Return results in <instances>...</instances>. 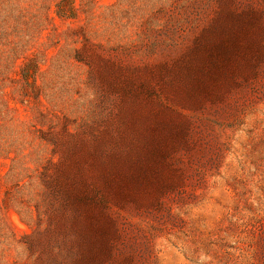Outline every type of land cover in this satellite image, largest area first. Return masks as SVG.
Segmentation results:
<instances>
[{"label": "rangeland", "instance_id": "rangeland-1", "mask_svg": "<svg viewBox=\"0 0 264 264\" xmlns=\"http://www.w3.org/2000/svg\"><path fill=\"white\" fill-rule=\"evenodd\" d=\"M0 264H264V0H0Z\"/></svg>", "mask_w": 264, "mask_h": 264}, {"label": "trees", "instance_id": "trees-1", "mask_svg": "<svg viewBox=\"0 0 264 264\" xmlns=\"http://www.w3.org/2000/svg\"><path fill=\"white\" fill-rule=\"evenodd\" d=\"M93 254H92V252H91V254H90V256H92Z\"/></svg>", "mask_w": 264, "mask_h": 264}]
</instances>
